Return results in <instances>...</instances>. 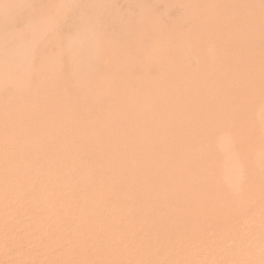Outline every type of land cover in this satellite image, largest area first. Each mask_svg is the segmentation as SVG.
I'll use <instances>...</instances> for the list:
<instances>
[{"label":"bare ground","instance_id":"1","mask_svg":"<svg viewBox=\"0 0 264 264\" xmlns=\"http://www.w3.org/2000/svg\"><path fill=\"white\" fill-rule=\"evenodd\" d=\"M240 2L78 0L61 52L0 39V264H264Z\"/></svg>","mask_w":264,"mask_h":264},{"label":"rangeland","instance_id":"2","mask_svg":"<svg viewBox=\"0 0 264 264\" xmlns=\"http://www.w3.org/2000/svg\"><path fill=\"white\" fill-rule=\"evenodd\" d=\"M76 2L78 0H0V39L6 40V45L2 43L3 47L10 48L12 42L18 40L36 41L39 48L36 52L39 54L61 52L57 48L65 47L80 28ZM240 7L243 38L247 46L251 42L259 56L254 68L264 87V0H241ZM73 13L75 16H72Z\"/></svg>","mask_w":264,"mask_h":264}]
</instances>
